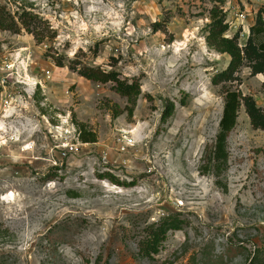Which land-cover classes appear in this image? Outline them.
I'll return each mask as SVG.
<instances>
[{
	"label": "rangeland",
	"instance_id": "374dc122",
	"mask_svg": "<svg viewBox=\"0 0 264 264\" xmlns=\"http://www.w3.org/2000/svg\"><path fill=\"white\" fill-rule=\"evenodd\" d=\"M0 7L32 12L44 36L0 31V264H264V130L244 106L227 170L200 173L228 89L264 110V76L248 63L212 83L231 61L223 39L243 49L264 0ZM84 67L140 84L133 116L116 84ZM82 125L96 143L81 141Z\"/></svg>",
	"mask_w": 264,
	"mask_h": 264
},
{
	"label": "trees",
	"instance_id": "16d2710c",
	"mask_svg": "<svg viewBox=\"0 0 264 264\" xmlns=\"http://www.w3.org/2000/svg\"><path fill=\"white\" fill-rule=\"evenodd\" d=\"M17 19L15 20L5 9L0 7V31H10L20 34L24 29L26 32L33 34L38 42L44 40V36H41L37 31L36 21H38V17L36 15L24 10ZM227 29L228 26L224 25V31ZM47 31H49V28H47ZM238 38V35H235L232 39H223L222 41L224 47L222 52L228 53L231 56V61L225 70L213 77L212 83L215 86L236 80V73L245 63H248L251 68L252 75L262 74L264 76V19L261 12L258 14L256 23L250 28V35L243 49L237 43ZM57 65L63 66L61 62H58ZM78 73L88 80L102 83L114 82L116 84V91L127 98L130 104L128 113L130 116H133L137 100L141 95L140 84L121 81L119 74L115 71L105 72L100 69L84 67L78 70ZM242 106L245 107L252 126L256 129L264 130V110L256 104L254 98L244 95L239 90L228 89L219 123V133L216 136L215 142L212 145H207L204 151L200 167V173L203 175L212 174L219 178L227 170L229 162L227 140L238 123L239 111ZM174 109V103L169 101L162 119L166 120L171 117ZM80 139L83 143H96L97 135L88 132L85 125H82L80 127ZM224 188L226 190V187ZM175 228L179 229V226ZM164 236L162 235V237Z\"/></svg>",
	"mask_w": 264,
	"mask_h": 264
},
{
	"label": "built area",
	"instance_id": "2783aa9c",
	"mask_svg": "<svg viewBox=\"0 0 264 264\" xmlns=\"http://www.w3.org/2000/svg\"><path fill=\"white\" fill-rule=\"evenodd\" d=\"M239 17H240V19H243V20L246 19V15H245L244 13H241V14L239 15ZM73 148H74V147H70V150L73 151V150H74Z\"/></svg>",
	"mask_w": 264,
	"mask_h": 264
},
{
	"label": "crops",
	"instance_id": "0c3cea01",
	"mask_svg": "<svg viewBox=\"0 0 264 264\" xmlns=\"http://www.w3.org/2000/svg\"><path fill=\"white\" fill-rule=\"evenodd\" d=\"M242 1V0H241ZM243 3V2H242Z\"/></svg>",
	"mask_w": 264,
	"mask_h": 264
}]
</instances>
